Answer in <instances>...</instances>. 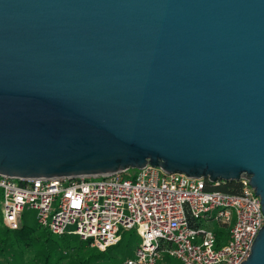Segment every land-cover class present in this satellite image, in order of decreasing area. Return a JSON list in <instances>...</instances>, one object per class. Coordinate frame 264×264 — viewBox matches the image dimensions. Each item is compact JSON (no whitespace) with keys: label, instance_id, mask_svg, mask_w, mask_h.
<instances>
[{"label":"water","instance_id":"water-1","mask_svg":"<svg viewBox=\"0 0 264 264\" xmlns=\"http://www.w3.org/2000/svg\"><path fill=\"white\" fill-rule=\"evenodd\" d=\"M147 165L246 178L264 213V0H0V175Z\"/></svg>","mask_w":264,"mask_h":264},{"label":"built area","instance_id":"built-area-1","mask_svg":"<svg viewBox=\"0 0 264 264\" xmlns=\"http://www.w3.org/2000/svg\"><path fill=\"white\" fill-rule=\"evenodd\" d=\"M221 182L151 165L97 177L0 175V226L17 228L28 208L42 228L91 239L102 251L137 230L141 241L123 264H169L167 255L180 264H241L264 226L261 198L246 178L239 194L210 188Z\"/></svg>","mask_w":264,"mask_h":264},{"label":"trees","instance_id":"trees-1","mask_svg":"<svg viewBox=\"0 0 264 264\" xmlns=\"http://www.w3.org/2000/svg\"><path fill=\"white\" fill-rule=\"evenodd\" d=\"M224 193L239 194V181H222L211 187ZM128 231H122V238ZM123 240V239H122ZM102 251L91 239L78 235H55L39 224L31 227L23 222L15 229L0 226V264H123L126 258L114 248Z\"/></svg>","mask_w":264,"mask_h":264},{"label":"rangeland","instance_id":"rangeland-1","mask_svg":"<svg viewBox=\"0 0 264 264\" xmlns=\"http://www.w3.org/2000/svg\"><path fill=\"white\" fill-rule=\"evenodd\" d=\"M36 215H37L36 210L26 208L25 211L23 212V221L22 222L31 226V227H35L38 224L37 219H36ZM0 219H1V217H0ZM234 222H235V218H234L232 224H234ZM214 229L215 230L221 229L222 231H225V232L228 231V228L226 226L221 227L218 222L214 223ZM125 231H128V232H126V235L124 236V238L121 237L120 241L118 242L120 244L114 248V251L116 253L120 254L121 256L123 255L124 258L127 259V258H131L134 256L135 251H136L141 239H140V236H139L137 230L125 229ZM92 245H93V243H92ZM164 262H167L169 264H180V260L178 258H176L175 256H170V255L165 256Z\"/></svg>","mask_w":264,"mask_h":264}]
</instances>
